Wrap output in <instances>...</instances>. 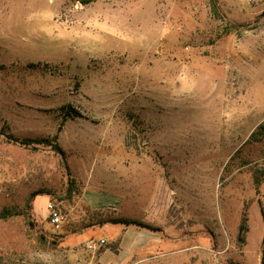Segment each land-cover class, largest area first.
I'll return each mask as SVG.
<instances>
[{
  "label": "rangeland",
  "instance_id": "rangeland-1",
  "mask_svg": "<svg viewBox=\"0 0 264 264\" xmlns=\"http://www.w3.org/2000/svg\"><path fill=\"white\" fill-rule=\"evenodd\" d=\"M262 1L0 0V264H264Z\"/></svg>",
  "mask_w": 264,
  "mask_h": 264
},
{
  "label": "crops",
  "instance_id": "crops-1",
  "mask_svg": "<svg viewBox=\"0 0 264 264\" xmlns=\"http://www.w3.org/2000/svg\"><path fill=\"white\" fill-rule=\"evenodd\" d=\"M253 7H254L253 9L254 11H257V12L261 11L262 7H264V3L259 4L258 6H253ZM240 19H243L242 15H240ZM139 237H140L139 233L132 231V229H130L129 227H123L122 235L119 236V239H118L120 242V246H121L120 253L121 252L123 253L126 249H128L129 258L135 256V254L142 248V245H141L142 243L138 240ZM106 242L108 241L106 240ZM111 254H113V252L109 248V249H106L102 253V257L109 258Z\"/></svg>",
  "mask_w": 264,
  "mask_h": 264
},
{
  "label": "built area",
  "instance_id": "built-area-1",
  "mask_svg": "<svg viewBox=\"0 0 264 264\" xmlns=\"http://www.w3.org/2000/svg\"><path fill=\"white\" fill-rule=\"evenodd\" d=\"M247 3L252 5L255 3V0H247ZM47 212H48V220L50 224L56 228H59L64 221V215L62 214L61 210L58 208V206L54 203L49 202L47 204ZM105 244L104 240H101L97 243L89 244V249L96 250L101 245Z\"/></svg>",
  "mask_w": 264,
  "mask_h": 264
},
{
  "label": "trees",
  "instance_id": "trees-1",
  "mask_svg": "<svg viewBox=\"0 0 264 264\" xmlns=\"http://www.w3.org/2000/svg\"><path fill=\"white\" fill-rule=\"evenodd\" d=\"M260 127H261L260 129H262V128H264V125H261ZM253 136H254V133L252 134V137ZM21 143L24 144L23 142H21ZM57 149L59 152H62V150L60 148L57 147ZM111 223L112 224H122V225H127V226L132 225V224H136L135 222L130 221V220H113V221H111ZM245 229H246V221L241 225V228H240L241 233H243ZM112 250H114V249H112ZM114 251L116 252L118 250L116 249Z\"/></svg>",
  "mask_w": 264,
  "mask_h": 264
}]
</instances>
